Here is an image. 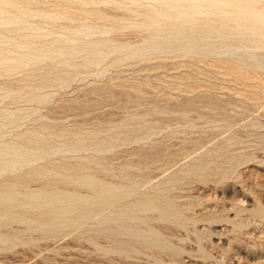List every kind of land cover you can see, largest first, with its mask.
Segmentation results:
<instances>
[{
  "label": "rangeland",
  "instance_id": "rangeland-1",
  "mask_svg": "<svg viewBox=\"0 0 264 264\" xmlns=\"http://www.w3.org/2000/svg\"><path fill=\"white\" fill-rule=\"evenodd\" d=\"M10 193L0 264H264V0H0Z\"/></svg>",
  "mask_w": 264,
  "mask_h": 264
},
{
  "label": "bare ground",
  "instance_id": "bare-ground-1",
  "mask_svg": "<svg viewBox=\"0 0 264 264\" xmlns=\"http://www.w3.org/2000/svg\"><path fill=\"white\" fill-rule=\"evenodd\" d=\"M247 14V13H246ZM249 16V15H248ZM259 18V17H258ZM251 19V18H250ZM105 195V194H104ZM103 195V196H104ZM94 196H96L97 198L99 197V195L96 193ZM0 199H2L4 202H5V207L6 208H8V209H11V208H14L15 206H18V205H20V206H22V207H24V204H22V203H20V204H17V205H15V198H14V196L10 193V194H5V195H3ZM28 200H24V199H22L21 201H24V203H26V201H29V199L30 198H27ZM103 199H104V201L105 202H109L110 201V199L108 198V197H103ZM31 201V200H30ZM32 202V201H31ZM31 202H27V204L29 203H31ZM28 204V205H29ZM32 205V204H31ZM31 205H29V206H31ZM45 205H46V207H48V206H50V205H52V207L51 208H49V209H54V207L55 206H59V203H57V202H53L52 200H51V198H50V195L49 196H45ZM44 205V206H45ZM55 205V206H54ZM33 206V205H32ZM54 206V207H53ZM34 207V206H33ZM36 207V206H35ZM33 208V210H34V212L36 213V211H37V213H38V211H39V207H36V208ZM45 207V208H46ZM55 208H57V207H55ZM48 209V208H47ZM32 210V211H33ZM40 211H41V209H40ZM55 211V210H54ZM63 211L64 210H60V206H59V208L55 211L56 212V214H58V215H61L62 213H63ZM42 213H43V211H42ZM54 213V212H53ZM65 213V212H64ZM63 213V214H64ZM55 214V213H54ZM62 214V215H63ZM10 213H8V212H5L4 213V218H9L10 216ZM54 216V215H53ZM55 217H56V215H55ZM58 217H60V216H58ZM57 217V218H58ZM122 217L123 218H128V214L126 213V214H123L122 215Z\"/></svg>",
  "mask_w": 264,
  "mask_h": 264
}]
</instances>
